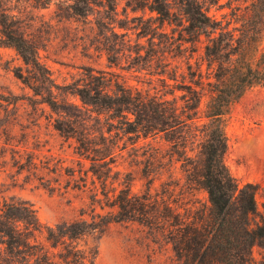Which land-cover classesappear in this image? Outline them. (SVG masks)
<instances>
[{"label":"rangeland","instance_id":"rangeland-1","mask_svg":"<svg viewBox=\"0 0 264 264\" xmlns=\"http://www.w3.org/2000/svg\"><path fill=\"white\" fill-rule=\"evenodd\" d=\"M152 1L0 0V14L6 13L0 17L35 44L45 75L7 43L0 25V201L31 205L41 224L32 234L38 241H45L46 226L64 221L96 225L73 240L91 251L87 264H180L167 238L176 227L170 222L198 224L209 204L206 191L187 179L168 133L129 130L128 117L85 104L77 94L96 75L110 94L121 87L171 99L181 92L170 91L186 61L206 72L207 36L182 39L188 35L180 0H166L169 19L150 8ZM198 1L223 24L229 20V28L240 24L251 2ZM224 131L225 163L240 185H257L264 212V86L231 103ZM182 135L186 152L197 154L195 137ZM120 188L129 189L136 207L150 196L144 209L167 218L142 219L133 206L124 216L112 204Z\"/></svg>","mask_w":264,"mask_h":264},{"label":"trees","instance_id":"trees-1","mask_svg":"<svg viewBox=\"0 0 264 264\" xmlns=\"http://www.w3.org/2000/svg\"><path fill=\"white\" fill-rule=\"evenodd\" d=\"M166 3V0H153L150 8L161 18L169 19L171 11ZM180 6L187 22L183 29L188 35L182 39L196 40L202 33L207 36L203 50L207 60L205 73L200 64L193 68L186 61V71L179 72L181 79L172 84L170 91L177 88L181 92L171 99L121 87L110 94L104 91L96 75H89L87 85L76 88L77 94L85 104L128 117V122L134 125L129 130L142 131L145 135L168 133L166 139L176 148L187 179L206 191L209 204L197 216L198 224L170 222L176 227L168 230L167 238L180 264H264V212L257 206V185L252 182L240 185L224 160L225 114L247 89L264 86V0H251L245 14H237L241 16L240 24L232 28L229 20L225 25L223 19L208 14L198 0H180ZM0 25L7 43L32 69H37V75L45 77L38 70L35 44L16 32L7 19L0 17ZM167 77L177 81L176 74ZM129 113L134 115L133 119ZM173 128L179 129L174 135L169 134ZM184 130L197 140L198 152L194 156L186 152ZM92 170L99 173L94 167ZM133 196L128 188H120L112 204L124 216L133 206L142 219L152 215L167 218V213H150L144 209L151 202L150 196H142L148 201L138 207L131 202ZM92 227L96 225L84 219L64 221L46 226L45 241H38L32 234L41 224L31 205L26 200L3 198L0 264H87L91 251L82 249L73 240Z\"/></svg>","mask_w":264,"mask_h":264}]
</instances>
